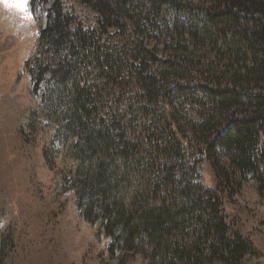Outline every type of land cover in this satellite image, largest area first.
Returning <instances> with one entry per match:
<instances>
[{
	"label": "trees",
	"instance_id": "obj_1",
	"mask_svg": "<svg viewBox=\"0 0 264 264\" xmlns=\"http://www.w3.org/2000/svg\"><path fill=\"white\" fill-rule=\"evenodd\" d=\"M29 7L45 15L26 64L32 94L53 127L51 148L74 165L63 186L109 255L148 264L260 257L225 206L249 181L264 199V0ZM16 249L12 228L0 236V264Z\"/></svg>",
	"mask_w": 264,
	"mask_h": 264
},
{
	"label": "rangeland",
	"instance_id": "obj_2",
	"mask_svg": "<svg viewBox=\"0 0 264 264\" xmlns=\"http://www.w3.org/2000/svg\"><path fill=\"white\" fill-rule=\"evenodd\" d=\"M44 25L45 15L37 10L33 16L29 0L27 13L0 3V236L16 230L12 264H148L140 257L124 263L112 258L108 241L82 220L73 192L63 186L74 165L66 150L51 148L53 127L39 114L40 99L26 70ZM201 171L204 183L213 186L210 166ZM225 211L260 255L248 262L264 264V199L255 182Z\"/></svg>",
	"mask_w": 264,
	"mask_h": 264
},
{
	"label": "snow or ice",
	"instance_id": "obj_3",
	"mask_svg": "<svg viewBox=\"0 0 264 264\" xmlns=\"http://www.w3.org/2000/svg\"><path fill=\"white\" fill-rule=\"evenodd\" d=\"M0 3H3L8 7H15L17 9H20L22 12L27 13L28 0H0Z\"/></svg>",
	"mask_w": 264,
	"mask_h": 264
}]
</instances>
